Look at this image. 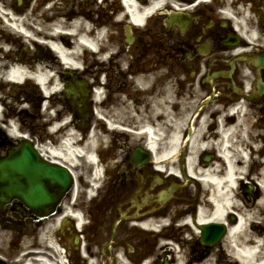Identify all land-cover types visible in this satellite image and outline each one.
Masks as SVG:
<instances>
[{
  "label": "flooded vegetation",
  "instance_id": "1",
  "mask_svg": "<svg viewBox=\"0 0 264 264\" xmlns=\"http://www.w3.org/2000/svg\"><path fill=\"white\" fill-rule=\"evenodd\" d=\"M178 1L181 5L178 6L179 12L183 14L179 22L167 21V17L177 10L170 6V10L151 17L143 29L133 30L135 39L130 50L136 59L144 57L142 65L152 72L150 83L153 82V85L147 89L134 86L126 94L127 101L129 98L133 101L132 108H124L128 103L119 102L116 106L120 108L113 110L128 118L123 115L117 121L133 127L143 124L139 114L143 110L149 114L148 111L156 106L158 87L165 77L161 69L166 66L178 82L183 79L185 84L199 85V90L204 94L202 98L214 90V98L228 105L249 93L255 95V100L264 108V92H259V84L264 83V66H259L264 55V0H237L232 3L233 8L240 7L236 19L223 14L224 7L215 1ZM213 77L214 81L211 80ZM114 133L118 142H122L117 147V155L113 156L96 196L87 199L84 193L81 205L87 207L89 218H95L108 227L123 215L137 214L133 218L123 217L120 220L115 240L130 243L133 246L132 254L138 257L145 252L149 236L137 226L134 227V222L142 220L143 217L138 214L150 205L161 204L159 194L166 190L169 183L166 184L156 173L144 138H135L124 131ZM16 145L17 142L0 145V157L7 155L9 149ZM138 147L145 152L135 157ZM71 203L72 199L68 196L58 207L63 212ZM6 209L14 215L15 223L25 227H43L56 217H40L17 198L7 203ZM71 226L75 230V219H72ZM197 245L198 242L192 244L194 251L198 250ZM211 250L204 248L202 252ZM70 260L71 264H77L76 250L71 252Z\"/></svg>",
  "mask_w": 264,
  "mask_h": 264
},
{
  "label": "bare ground",
  "instance_id": "2",
  "mask_svg": "<svg viewBox=\"0 0 264 264\" xmlns=\"http://www.w3.org/2000/svg\"><path fill=\"white\" fill-rule=\"evenodd\" d=\"M4 7H12L14 12H19L21 7L16 5L15 0H1ZM163 0H152L151 3L159 4ZM25 0H20V4L24 5ZM41 3H36L33 6V13L31 16L36 15L35 11ZM57 3L52 4L51 8ZM127 5L131 9L132 17L135 21H142L145 15L150 11L151 7L154 9L155 6L146 8L138 0H127ZM49 9L43 10V13L40 16L36 15L34 21L39 25L33 26L29 21L30 15H26L24 18H20L21 23H25L30 29L34 31L36 35H44L49 38V44L54 48L66 63L73 64L75 66L80 65L82 58V47L83 43L85 45L96 48L97 40L89 39L87 37V32L82 33L81 31H86V28H91L90 22L86 18L77 16L73 21H68L61 17H57L55 14H50ZM12 13V11H9ZM45 20H52L50 25L45 23ZM66 25L73 26V32L75 33V42L70 40V36L63 33L62 28ZM51 30V31H50ZM50 31V32H49ZM95 28L90 29V33H93ZM100 34H103V29L99 30ZM104 36V35H103ZM103 42V40H102ZM0 43L1 40H0ZM105 43V42H103ZM99 44V43H98ZM113 47L112 43H108L104 46L105 50H111ZM1 49V48H0ZM110 52V51H109ZM115 56V55H113ZM107 59V58H106ZM6 59L0 57V71L2 68L7 66ZM28 64L25 60L17 61V63L11 69L10 77L16 81L22 79L28 68H35L37 71L36 78L45 85V82L52 84V88L47 89V93L51 94V91H54L60 87V82L57 80L56 75L51 74L52 69L54 68L53 64L50 63H40L37 66L25 65ZM142 73L137 74L134 78L136 83H138L142 88L147 89L146 83L149 80V75H147L149 69L144 67L140 68ZM75 75V74H74ZM182 93H178L177 85L171 84L166 76L162 80V86L158 89L157 94V104L152 111L149 112V116L154 119L160 120V115L163 112L175 111L173 116V126L170 129L168 136L164 138L166 133V128L160 122H157V128H153L147 121H145V127L148 126L149 132L155 130L156 135L151 136V148L155 153V159L162 157L175 158L178 156L179 149L181 144L184 142L185 136L184 133V122L185 116L183 114L187 113L188 107L185 106V100L189 97H185ZM101 94L96 91L95 98L99 99ZM229 109L232 110V113H228ZM220 112L219 119L211 118L214 113L205 112L200 120L198 125H194V134L190 143V150L187 155V168L190 174L193 175H202L203 182L210 188L211 199L213 206L210 208L207 204H202L199 207L197 219L193 221L189 218L190 221L197 230H199L200 224H205L209 222H227V214L234 210V208L239 209L238 219L234 224H228L229 231L225 238V243L232 247L233 255L232 259L227 260V264H264V233L263 226L256 224L258 214L264 210V168L262 170V178L257 183L253 180L251 181L253 190L260 191V197L257 201L251 203H242L239 200L241 197V192L239 191L240 180L242 179L243 174L246 172V162L248 159V152L244 148H241L239 145L231 142L232 148L223 151V157H214L205 161L201 156L197 158L205 149L210 146L212 142V136L215 134V127L224 133L225 139L220 138V143L227 145V141L231 139L228 134L234 132H240L247 136L253 143L254 151L263 150L262 145L260 144V138L264 137V125L260 123H251L249 126L247 118L245 115L248 113L247 104L245 100L236 102L233 106L226 107L225 105L218 106L216 108ZM101 114V112L96 109V115ZM143 115L142 112H140ZM233 114H238V119L233 121ZM210 117V118H209ZM145 118V117H144ZM109 124L114 127H118V124H115L109 121ZM257 126V127H256ZM108 128H104L103 132L100 131V125L95 124L89 134L87 135L86 142L83 144H72L68 139L66 141L59 142L58 144H49L45 143L41 148L44 155H51L54 158L61 159L62 162L68 164L70 167L78 168L82 161V156L80 154L85 153L88 159L92 162L97 160V152H99V145L101 139L106 138V132ZM213 130V131H212ZM224 140V141H223ZM239 149L242 153L239 152ZM167 160V159H166ZM166 160L162 162H157L159 167L166 165ZM264 161V159H261ZM170 166V171L172 173L178 172L179 168L176 165V161ZM73 169V168H72ZM74 171V169H73ZM90 175L92 178H95L94 186L97 185L101 179V168L100 164L95 167ZM173 175V174H171ZM99 177V178H97ZM86 182H78L77 187H75V192L83 191ZM94 186L90 188V192L93 191ZM205 189V188H204ZM206 190V189H205ZM186 189L180 191L179 193L184 194ZM68 215H66L67 217ZM56 220L46 223L42 228V234L40 239H31L29 237H18V244L15 248L10 247L8 244V239L5 236L6 234L1 232L0 229V264H57L55 256V246L56 240L58 239V221ZM69 223V221H67ZM168 218L160 217H148L145 220L134 222V226H138L140 229L148 230H158L160 227H164L168 224ZM255 224L256 231L253 227L250 228L249 224ZM65 227V225H63ZM62 227V228H63ZM12 235V234H11ZM21 236V234H20ZM86 240L89 239L88 236H84ZM21 241L19 242V240ZM174 244L173 242H171ZM164 246H170L168 242L164 241ZM41 248V249H39ZM89 252L92 255H98L93 249H90ZM116 255V264H133V260L129 256V252L124 247H117L116 250H111L110 254L112 256ZM179 251L177 250V253ZM179 254V253H178ZM109 255V253H108ZM62 258V255L59 256ZM107 253H105L103 260L104 264H108ZM167 260H169L167 258ZM184 256L182 254L177 255L176 264L184 263ZM65 264V263H64ZM91 264H101L96 258L91 261ZM141 264H152L149 258L145 259ZM201 264H211L209 260L202 262Z\"/></svg>",
  "mask_w": 264,
  "mask_h": 264
},
{
  "label": "rangeland",
  "instance_id": "3",
  "mask_svg": "<svg viewBox=\"0 0 264 264\" xmlns=\"http://www.w3.org/2000/svg\"><path fill=\"white\" fill-rule=\"evenodd\" d=\"M50 1L57 3L56 7H54L53 10L50 11L51 13L52 12L65 13L68 9L74 8L75 6H78L80 4V2H82V1H85L86 6L92 8L93 10H96L97 8H99L98 5H96V3L94 1L90 2L89 0H50ZM48 2H49L48 0H44L43 1L42 5L39 6V9L37 11V15L41 14L46 6H49L50 3H48ZM34 3H36V0H34ZM29 7L28 8L25 7L22 10V12L23 13L25 12L28 15L30 13V11H31L29 9ZM107 7H108L107 3L104 2V3L101 4L100 8L101 9H106ZM3 10H6V9L3 7V5L1 3V0H0V40L2 42V43H0V45H3L2 47H0L1 48L0 49V57L3 58V56H5V59H6L5 61L9 65L11 63H14L15 61H21L22 59H27V54L28 53L31 54L33 52H36V54L34 53L35 61L37 59H41V60L44 59V60H46L47 63L53 64L54 69H59L60 70V67L58 66V64L54 60V58H51V57L44 58V56H41V54H40L41 50L38 49L37 47H35L34 44H32V45H34L33 46L34 49H33L31 47V45H27V43H25V42H21V44H17V42H14V40H13L14 36L19 35V36H21V38H24V36H22L19 32L15 33L13 30H10V28L5 24L3 16H2L3 15V12H2ZM48 25H50V23ZM111 33H113L114 35L110 36ZM111 33H108V36H107V39H109V42L113 43V47H112L111 51L119 52L120 49L124 48V46L129 49V44L126 42L125 38L123 37V33L122 32L120 33L117 30V31H113ZM8 35L10 36L9 38H8ZM127 53L128 52H126V53L124 52L122 54V57H123L122 59H120V58H119V60L117 59L118 62H120L121 66H123V65L126 66L127 65L126 58L128 57V54H129V53L128 54ZM129 57L132 60L131 55H129ZM112 60H114V59H112ZM112 60L109 59V60L105 61L106 62V66L108 68H111V69H109L110 71H109V77H108V80H107V84L118 88L119 83H117L116 78L113 81H112V79L110 81V74L114 73L113 69H115V67H111ZM35 61H32V62L35 63ZM8 65L1 69L0 75L4 73L5 68L8 67ZM140 65H142V64H140ZM90 66H91V71H94L96 67L93 64H91ZM88 76L93 80V72L88 74ZM17 85L18 84H13V83H10L8 81L6 82V80L4 81L3 79H0V98L2 99L1 101H3L4 104H12L13 107L15 108V111H17L20 108L21 104L24 102V100H21L20 98H18L17 99L18 100L17 103L14 101L15 99L13 100L14 101L13 103L12 102L10 103V100H12V97L17 93V90L19 89V87ZM111 97L113 99H115V95H111ZM102 107H103L102 111H104L105 114H108V115L111 114V112L109 110L110 106H102ZM22 111L23 110H21V112ZM8 112H10V110ZM255 163H257V165L253 166L254 169H256L258 167L259 161H257V162L255 161ZM249 197H250L249 200H247V198L245 199L247 202H249V201H251L253 199L252 195H250ZM263 214H264V212H261V214L259 213L258 217H257V220H259L260 224L264 226V215ZM250 226H252L251 223H250ZM253 227H255V226H253ZM0 229H1V232L6 234L5 236L7 237L8 241H9L8 244L10 245V247L15 248L17 246V244H18V237L16 235V234H18V231H19L18 228L14 227V226L11 227L8 224L0 221ZM21 230L23 232L24 231H29L28 234H30V237H31L32 233H35V230L33 228H31V227H25L24 229H21ZM263 231H264V229H263ZM24 236H27V235L24 233L23 237ZM31 239H33V238H31ZM104 239H101V238L97 237V239H96L97 245L96 246H100ZM20 241H21V239L19 240V242ZM95 248L98 250L97 247H95ZM156 256H158V258H157V261L155 259V263L157 262L156 264H158V263H160V261H159L160 260V252H157ZM225 258H227V257L213 258V259H211V264H227V261L225 260ZM216 259H218V260H216Z\"/></svg>",
  "mask_w": 264,
  "mask_h": 264
},
{
  "label": "water",
  "instance_id": "4",
  "mask_svg": "<svg viewBox=\"0 0 264 264\" xmlns=\"http://www.w3.org/2000/svg\"><path fill=\"white\" fill-rule=\"evenodd\" d=\"M17 151L12 152L9 158L0 163L2 200L12 195H20L27 184L24 197L30 203L40 206L43 200H49L48 195L58 185L63 184L64 191L68 189L71 184V175L67 169L40 161L39 155L29 141H25ZM203 229V239L207 240H211L207 237L217 238L225 231L224 225L218 223L204 225Z\"/></svg>",
  "mask_w": 264,
  "mask_h": 264
}]
</instances>
